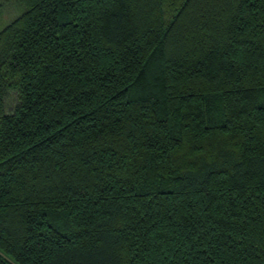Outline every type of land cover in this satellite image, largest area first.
Returning a JSON list of instances; mask_svg holds the SVG:
<instances>
[{
    "label": "trees",
    "instance_id": "trees-1",
    "mask_svg": "<svg viewBox=\"0 0 264 264\" xmlns=\"http://www.w3.org/2000/svg\"><path fill=\"white\" fill-rule=\"evenodd\" d=\"M6 5L0 264H264V0Z\"/></svg>",
    "mask_w": 264,
    "mask_h": 264
},
{
    "label": "rangeland",
    "instance_id": "rangeland-1",
    "mask_svg": "<svg viewBox=\"0 0 264 264\" xmlns=\"http://www.w3.org/2000/svg\"><path fill=\"white\" fill-rule=\"evenodd\" d=\"M18 9L15 6H4L0 9V27H2L14 14H16ZM8 106L10 109L14 107V99H9Z\"/></svg>",
    "mask_w": 264,
    "mask_h": 264
}]
</instances>
